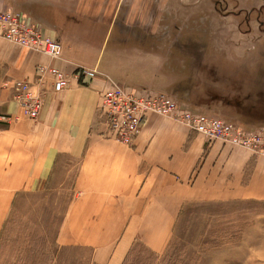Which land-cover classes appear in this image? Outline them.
<instances>
[{
  "label": "crops",
  "instance_id": "obj_1",
  "mask_svg": "<svg viewBox=\"0 0 264 264\" xmlns=\"http://www.w3.org/2000/svg\"><path fill=\"white\" fill-rule=\"evenodd\" d=\"M181 4L0 1V10L21 12L62 47L61 58L51 59L0 37V235L20 194L60 186L68 199L55 237L59 247L87 250L91 264H122L137 242L164 250L186 204L264 203V157L241 146L207 142L173 118L154 114L131 143L100 135L99 108L109 79L171 94L193 110L192 57L181 62L184 72L190 71L185 83L181 73L166 68L173 55L169 48L179 41L164 37L163 18L175 20ZM39 66L64 72L63 89L54 91L49 76L36 84ZM78 66L99 74L79 80ZM15 79L32 82V91L42 94L36 118L24 115L12 88L4 85ZM174 86L187 92L173 91ZM244 264H264L261 248L255 247Z\"/></svg>",
  "mask_w": 264,
  "mask_h": 264
},
{
  "label": "rangeland",
  "instance_id": "obj_2",
  "mask_svg": "<svg viewBox=\"0 0 264 264\" xmlns=\"http://www.w3.org/2000/svg\"><path fill=\"white\" fill-rule=\"evenodd\" d=\"M181 1L175 20L163 18L164 37L179 41L169 48L166 68L185 83L190 71L181 62L192 57V109L264 129V0ZM114 39L113 31L108 47ZM67 199L60 186L20 194L0 235V264H91L87 250L56 243ZM259 213L264 203L254 201L186 204L164 250L137 242L123 264H244L255 247L264 254Z\"/></svg>",
  "mask_w": 264,
  "mask_h": 264
},
{
  "label": "built area",
  "instance_id": "obj_3",
  "mask_svg": "<svg viewBox=\"0 0 264 264\" xmlns=\"http://www.w3.org/2000/svg\"><path fill=\"white\" fill-rule=\"evenodd\" d=\"M0 37L51 59H60L62 56L61 44L45 35L16 10H0ZM98 74L94 68L84 66H78L74 72L79 80H90ZM45 76L52 77L54 91L63 89L66 74L60 69L55 66H39L36 69V84L42 83ZM4 85L12 88L25 116H38L43 97L41 93L32 91V82L15 79L4 82ZM149 114L173 118L201 134L207 142L220 140L264 157V129L245 128L214 113H200L185 108L175 98L161 92L132 88L110 79L99 108L100 135L131 143Z\"/></svg>",
  "mask_w": 264,
  "mask_h": 264
},
{
  "label": "trees",
  "instance_id": "obj_4",
  "mask_svg": "<svg viewBox=\"0 0 264 264\" xmlns=\"http://www.w3.org/2000/svg\"><path fill=\"white\" fill-rule=\"evenodd\" d=\"M224 119H225V118H224ZM128 254H129V253H128ZM128 254H127V255H128ZM126 257H127V256H126ZM125 260H126V258L124 259L123 263H125ZM123 263H122V264H123Z\"/></svg>",
  "mask_w": 264,
  "mask_h": 264
}]
</instances>
